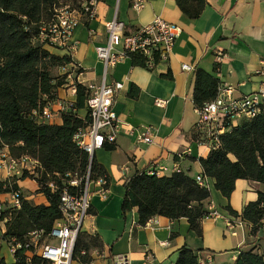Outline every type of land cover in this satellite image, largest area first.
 I'll use <instances>...</instances> for the list:
<instances>
[{
  "label": "crops",
  "instance_id": "obj_1",
  "mask_svg": "<svg viewBox=\"0 0 264 264\" xmlns=\"http://www.w3.org/2000/svg\"><path fill=\"white\" fill-rule=\"evenodd\" d=\"M156 16L182 28L168 59L148 69L133 63L128 54L107 71V83L122 84L115 92L113 109L123 124L115 141L106 143L93 154L106 170L109 182L106 195L93 192L90 215L80 231L98 237L96 245L88 249L89 262L114 264L115 257L123 255L128 264H175L183 246L195 251L197 257L211 252L210 264H233L239 251L253 246L264 255V213L263 226L256 236L251 234L248 223L234 228L226 225L227 219L235 217L227 205L240 214L247 203L257 199V192L263 186L239 178L226 198L215 188L214 179L202 174L199 159L208 155L210 147L194 139L198 113L193 103L196 68L216 77L219 84H231L235 97L259 88L258 69L264 58V0H205L201 14L194 19L180 10L176 0H147L139 12L130 8V0H99L96 15H82L73 30V38L78 42L73 58L81 69L78 81L84 85L101 81L103 63L96 55V47L106 43L104 23L107 20L116 17L123 22L127 33ZM54 51L64 54L60 49ZM183 63L191 69L183 70ZM70 82L58 87L56 95L73 102L75 95L68 89ZM157 99L166 102L159 106L155 103ZM61 112L55 106L48 123L61 124ZM79 113L83 115L84 110ZM241 119H233L232 124L236 125ZM131 127L136 131L128 134L126 129ZM146 127L151 128L153 141L150 144L137 142L138 132ZM186 147L190 152L178 156ZM151 168L159 170V176L183 171L193 178L201 175L205 179L210 197L203 201L204 207L216 208L219 216L201 221V237L189 228L184 217L170 219L157 215L140 225L136 208L122 211L125 178L136 170ZM6 180V173L0 172V199L9 193L3 185ZM11 181L22 198L35 204H47L37 191L35 179L23 175ZM5 222V219L0 221V264H13V251L2 237ZM80 263L73 259L71 264Z\"/></svg>",
  "mask_w": 264,
  "mask_h": 264
},
{
  "label": "trees",
  "instance_id": "obj_2",
  "mask_svg": "<svg viewBox=\"0 0 264 264\" xmlns=\"http://www.w3.org/2000/svg\"><path fill=\"white\" fill-rule=\"evenodd\" d=\"M81 1L0 0V147L7 146L12 155L28 154L39 161L41 169L36 176L30 177L35 179L37 191L47 201V204H35L21 198L19 209L0 210V221L6 220L3 239L9 244L18 242L21 245L13 253V264H50L37 255L28 258L22 244L30 230L48 231L60 217V187L65 185L74 190V186L67 183L66 173L76 178H84L88 173L90 182L103 176L109 182L104 167L74 140L76 131L90 122L86 105L88 89L84 84L75 81V100L62 110L61 124L40 122L33 114L34 110L57 98V88L68 80L66 74H58L56 79L53 69H61L70 62L66 54L53 53L40 42L42 27L53 18L54 6L67 3L78 7ZM176 3L185 15L194 19L201 14L205 0H176ZM130 56L133 63L147 67L141 54L131 53ZM218 85L216 77L196 68L195 107L212 100ZM81 110H84L83 115L79 113ZM232 123L220 135V144L211 147L208 155L199 160L202 174L213 178L215 188L226 198L239 178L263 186L257 192V199L247 203L240 214L227 205L230 213L250 224L251 234L256 236L263 226L264 213V114L261 111L252 118L242 117L236 125ZM198 136L194 127V139ZM48 180L54 181L59 189L52 191ZM123 185L122 211L136 208L140 225L157 215L170 219L184 217L189 228L202 236L201 221L210 212L203 201L210 197V191L207 186L199 185L195 177L183 171L159 176L136 170L125 178ZM11 187L18 189L14 183ZM97 239V236L79 233L73 259L89 262L88 249L96 245ZM175 264H197L196 252L183 246ZM233 264H264V255L253 246L239 251Z\"/></svg>",
  "mask_w": 264,
  "mask_h": 264
},
{
  "label": "built area",
  "instance_id": "obj_3",
  "mask_svg": "<svg viewBox=\"0 0 264 264\" xmlns=\"http://www.w3.org/2000/svg\"><path fill=\"white\" fill-rule=\"evenodd\" d=\"M99 0H82L78 7L70 4H58L54 6L53 18L42 27L39 40L48 49H60L70 58V62L62 67L67 80L71 81L68 89L75 95V81H78L79 64L74 60L73 55L78 42L73 38V30L79 23L80 17L96 15V5ZM147 0H130V8L136 12L141 11ZM107 33L106 43L96 47V55L103 63V75L100 83H89L85 86L88 89L86 105L89 110L90 122L85 128H80L74 134V140L89 157H92L95 150L103 147L106 143H113L122 128V121L113 109L115 92L122 87L119 82L107 83L106 75L109 68L125 58L128 54L139 53L145 59L148 69L154 68L155 64L166 61L169 53L179 37L182 28L177 24L167 22L156 16L150 22L138 26L132 32L124 31L122 21L113 17L104 23ZM183 70L191 67L183 63ZM77 73V74H76ZM258 74L261 78L259 88L250 94L240 97L234 96V87L228 83H220L216 96L197 108L198 120L195 129L199 133V143L216 147L220 144V135L225 133L237 117L252 118L261 111L264 114V58L260 60ZM81 83V82H79ZM70 100L56 98L47 102L41 108L33 111L34 116L40 122H49L53 116L55 106L59 110H65ZM165 100L157 99L155 103L159 106L165 104ZM128 134H133L134 128L126 129ZM137 142L150 144L153 139L151 128L146 127L138 132ZM190 148L186 147L177 154L182 156L189 153ZM41 169L39 161L28 154L12 155L7 146L0 147V172H5L6 182L3 184L9 193L5 198L0 199V210L19 209L21 206L22 194L18 189H12L13 177L36 176ZM123 170L126 167L123 166ZM147 174H159V170L151 168L146 170ZM58 175V174H57ZM67 183L74 186V190L67 186L60 187V217L57 218L52 227L45 231L43 229H32L27 233L26 240L22 244L28 258L37 255L50 264H71L73 251L77 237L83 227L84 221L90 215V199L93 192L106 195L108 192V180L101 176L89 181L86 176L76 178L70 173L65 174ZM199 185L206 186L205 179L201 175L195 176ZM64 183V181L62 182ZM52 191L59 189V186L52 180L47 181ZM205 218H216L219 211L211 207ZM245 224L238 217H231L226 220L228 228L243 226ZM13 238L11 242L13 243ZM18 242L10 244L11 250L20 248ZM211 252H204L197 257V264H210ZM80 264H91L81 262ZM114 264H128L127 258L123 255L116 256Z\"/></svg>",
  "mask_w": 264,
  "mask_h": 264
},
{
  "label": "rangeland",
  "instance_id": "obj_4",
  "mask_svg": "<svg viewBox=\"0 0 264 264\" xmlns=\"http://www.w3.org/2000/svg\"><path fill=\"white\" fill-rule=\"evenodd\" d=\"M50 50H51L52 52H55L54 49H52V48H50ZM53 72H54V76L56 77V79H57L58 74H63V73H64L63 69H62V68L59 69L58 67H55V68L53 69Z\"/></svg>",
  "mask_w": 264,
  "mask_h": 264
}]
</instances>
